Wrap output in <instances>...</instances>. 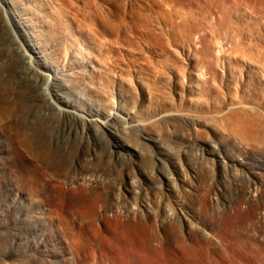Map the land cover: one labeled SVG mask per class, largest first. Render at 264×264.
<instances>
[{
    "label": "bare ground",
    "instance_id": "6f19581e",
    "mask_svg": "<svg viewBox=\"0 0 264 264\" xmlns=\"http://www.w3.org/2000/svg\"><path fill=\"white\" fill-rule=\"evenodd\" d=\"M165 1H167L169 4L170 3L174 4L175 7L176 6L180 7L182 9L183 13L179 14L176 11L177 9H174L175 12L172 13L170 8H169V11H171V12L170 13H169V11L167 12L166 8H165V6H166L165 2H163L164 4H162L159 2V0H117V1H115V0H0V16L3 20V22L5 23V25L11 27V22H14L16 28L18 27L21 31V35L18 33V38L16 37L15 41H13L10 37L11 43L14 45V47L9 45L8 48L10 50H11V48H14V53H15L14 55L18 56L17 59H18V61L20 59L22 67L24 69V71H22V72H24L23 73L24 79L27 82H29V84L31 83V85L33 87H35V89L39 92V94L41 96L40 100H41L42 105H40V106L43 107L44 111L40 112V111H38L40 108L39 109L37 108L38 110H36L37 112H35V113L37 114L38 112H40L41 115L46 118V120L50 117L51 121H52V118H54V116H57L55 118H59L58 121L62 119L63 120L62 121L63 126H62V129L60 128V131H58V132H61V130H62V133L64 134L63 139L64 138L68 139L69 136H72V135L79 136L78 138L81 137V139L79 140L82 142L81 145L83 144V142L89 141V138H92L94 140V143L98 144L100 141L103 140V138H104L103 136L111 137L112 141L108 140L110 142L108 143V146H107L109 153L111 155H113L116 159L126 160L129 164V166L133 165L132 164L133 162L131 159L132 157H138V158L143 157L144 154H143L142 148L149 150L150 148L157 146L156 148H160V150H158L159 153L157 152V154L159 156L157 158V161L160 162L161 167H162L161 169L164 170V172L162 173V174H164V176L162 178L160 176H159L160 178L157 177V178H159L157 180H159L158 181L159 182V185H158L159 188L158 189H159L160 194L166 193L168 183L172 182V180L169 177L170 175L168 174L169 170L167 167L168 164L166 163V157L169 155V153L166 151V149L162 148L163 147L162 143L160 141L154 139L150 133V127L157 120L165 118V120L169 123H175V125H178L180 127H186L188 129L195 130L199 126L202 128L208 129L207 125H205V124L202 125L199 123V118L196 116L199 113L200 114H209L212 117L218 116V118L219 117L222 118V116L224 117L225 114H227L228 112L230 113L232 111H241V113L242 112L245 113V111L253 110V113L256 112L258 115L264 114V75H263L264 72H262L261 66H260L261 65L260 63L262 61L261 56L263 54V51H262V54L260 55V51H259L258 47L257 46H256V48L254 47L255 46L254 42L252 44L253 46H250L251 43H248L249 41H246L248 39V37L245 36L243 33H241V30L243 29V23L247 22V20H246V17L244 15H241L242 13L240 12L241 9L243 8L242 6L248 8V9H251V10L253 9L254 12H255L254 9H256V8H257L256 10L259 11L258 9H260V7L263 6V8H264V0H204L202 5H201L202 0H165ZM161 2H162V0H161ZM171 5H169V6L171 7ZM217 7L219 8L220 11H218ZM180 8H179V10H180ZM172 10H173V8H172ZM251 10H250V12H251ZM114 13L115 14L117 13V15H118V13H122L126 18L127 17L131 18V20H133L132 24L135 21V23H134L135 25L132 27H131V25H129V27H131L130 30H126L125 28H123L125 25H123V27L120 28L123 23L125 24V22H122L120 27L116 26L117 28L111 26V23L108 22L109 19H107V17L114 14ZM218 13L221 16H219ZM204 14L209 15V19H204V17L202 16ZM259 16H262V15H259ZM120 17H118V20H119V18L121 20L124 19V17H122V15H120ZM256 18L257 17H255V19ZM263 18H262V20H263ZM125 20H123V21H125ZM115 21L113 22L114 24H115ZM117 23L119 24V22L116 21V25H117ZM128 23H129V21H128ZM155 23L157 25L163 26L162 28L159 26L160 31H157L158 29H155V27H156L154 25ZM255 24L258 26L256 27V31L254 32V35L251 36V38L253 37V39L255 41H257V43L260 42V43L264 44V26H263L264 23L256 22ZM15 26H14V28H15ZM3 27H4V25H3ZM10 27H9V29H10ZM143 27H145L148 31L146 32V29L144 30ZM126 28H128V27H126ZM230 30H233V31L235 30L236 32L240 30L239 35H236L237 34L236 33L235 35L232 36L233 39H235V42L234 43L232 42L233 43L232 47H229V45H227V43L224 42L226 39V37L224 38V35ZM10 32H11V30H10ZM104 36H106V38H104ZM107 37L109 38V41H111V42L108 41L109 44L106 43V40H105V39H107ZM20 38L23 39V42H20ZM228 40H229V37H228ZM5 42H6V40H5ZM7 42L9 43V41H7ZM120 42H122L124 45H127L126 49L123 48L124 50H127V48H129V51H125V52H127V55L132 56V58L138 55V57H139L138 63L140 60L141 61H143V60L147 61L148 57L150 59H151V57H156L160 60V62H162V60H163L165 63V70H164L165 72L164 71L159 72L158 69H156V65L153 66V64H155L154 60H152L151 66L155 67V69L153 67H150V66L145 67L144 64H147V63L143 64L144 67L142 65L137 66L135 64L132 67L130 65L125 64L123 62L122 58H118V59H121L119 61L123 65L124 69L121 72L115 71L113 69V67L112 68L110 67L111 66L110 64H109L110 66L107 65V63H106L107 60H105V58L108 59L107 56L109 54H112V55L114 54L112 56V58L115 55L116 56L118 55L119 57L122 56L123 49L121 50L120 47L118 48L115 45V44L120 43ZM4 45H6V44L4 43ZM25 45L27 48L25 47ZM258 45L260 46L261 44H258ZM121 47H124V46H121ZM130 48L135 50L136 53L133 51H130ZM2 51L4 52L5 49ZM10 53H12V52L10 51L7 54L12 55ZM1 56H2V54H1ZM10 57L12 58L13 56H10ZM114 58H116V57H114ZM149 58H148V61H151V60H149ZM14 59H12V60H14ZM123 59L125 60V57ZM263 59H264V57H263ZM2 60L3 59H1V57H0V62H2ZM12 60L10 62H12ZM16 63H13V64L15 65ZM150 63L151 62H149V65H150ZM262 63H264V62L262 61ZM112 64H114V63H112ZM117 65H119V64H117ZM0 66H2V65L0 64ZM120 69H121V66H120ZM4 70H3L2 74L4 73ZM234 71L237 72L236 75L233 73ZM10 74H15V73H10ZM6 75L4 76L5 78H6ZM8 76H9V72H8ZM9 77H11V80H12L13 76L10 75ZM18 80L19 79H17V81ZM8 81H9V79H8ZM22 81H21V83H22ZM232 81H234V87H235L236 94L232 95L229 98H227L228 97L227 96V97H224V99L222 98L221 100H219L221 98L220 91H219L220 86L221 87H223L225 85L228 86L232 83ZM27 82L26 83L23 82V84L27 85ZM161 85H166L169 88V90L171 91V93L173 95V96L171 95L173 97V101L176 102L177 105L181 109L184 108L188 112L194 113L196 115H194V114L192 115V114L186 113L185 111L178 110V109L174 110L173 108L176 107L174 103H173V107L170 111H167V109H162L163 107L162 108L161 107H152V104L158 100V94L160 93L159 91H158L159 93H157V87L161 86ZM25 87H26V90L27 89L29 90V88H27L28 86H25ZM22 88H20V90ZM161 88H162V86H161ZM23 89H25V88H23ZM31 89H32V87H31ZM31 89H30V91H31ZM158 89H160V87ZM169 90H165V91H169ZM222 90L224 91L223 88L221 89V91ZM18 91H19V88H18ZM170 91H169V94H171ZM38 92H36V93H38ZM18 93H20V92H18ZM31 93H33V91ZM166 94H167V92H166ZM20 96H22V95H20ZM25 96H23V97H25ZM40 96H39V98H40ZM159 96H160V94H159ZM168 98L166 99L167 101L169 100ZM203 98L210 99V100L212 99L215 102L209 101L211 103H206L207 101H205V102L202 101V100H204ZM22 99H24V98H22ZM22 99H20V101ZM33 100H34V98H33ZM8 101H9V99H8ZM15 103L19 104L18 102H15ZM159 103H161V102H159ZM36 105H37V103H36ZM26 108L27 107H25L24 109L27 111ZM22 109H23V106H22ZM32 109L33 108L30 107V110H32ZM34 109H33V112H34ZM0 111L2 112V110H0ZM3 111H5V110L3 109ZM8 111H9V109H8ZM11 111H15V110L13 109V110H10V112ZM17 111H18V109H17ZM19 112H21V110ZM22 112H23V110H22ZM5 113H6L5 115L3 113V117H6L7 111H5ZM13 113H15V112H13ZM30 113L31 112H29V114ZM232 113H234V112H232ZM14 115H12V116H14ZM19 115H17V116H19ZM37 115H35V116H37ZM41 115L39 114V118H37L38 116L36 117L35 122H38L37 119H39V121L41 122V120H42V117L40 120ZM0 116H2V114H0ZM29 116L32 117L31 115H29ZM51 116H53V117H51ZM199 116H202V115H199ZM205 116H207V115H205ZM242 116L240 117L241 119H242ZM249 116H251V115H249ZM255 116H257V115H254V118H255ZM9 117H11V116H9ZM28 117H26V120H23L24 118L23 119L21 118V123H23L22 120L27 121V119H28L30 121V119ZM243 118H244V116H243ZM259 118L260 117H258L256 119H259ZM3 119L5 120V118H3ZM7 119H9V118L6 117V120ZM246 119H247V117H246ZM262 119L263 118H261V120H258V121H262ZM4 120H3V123H4ZM9 120L10 121L12 120L11 123H10V121H7V123H10V124H7V123L6 124L10 126L14 120L12 118H10ZM15 120H17V119H15ZM19 120H20V118H19ZM238 120H240V119H238ZM51 121H49V124L52 123ZM251 121L253 122V120H251ZM258 121H256L255 124ZM40 122H38V123H40ZM43 122H44V118H43ZM0 123H2V122L0 121ZM13 123H15V122H13ZM24 123L27 124V122H24ZM244 124L245 125L241 126L240 134L237 133L236 129L234 131L236 134L239 135V138H237L236 136H233L235 138L228 137L227 140L225 139L226 143L223 144V145H225V147H227L226 145L232 146L235 150L239 151L240 153H243V156H244V154L246 155V152H247L245 150L244 146L246 145V147L248 146L247 148H250L249 145L250 146L252 145V143L250 144V142H249L250 140L248 141L249 144L245 140L251 139L249 137H253V135L255 134V133L251 134V131L254 129L253 126H246L247 124L245 122H244ZM255 124H253V125H255ZM262 124H264V122H262L261 124L257 123L256 125H259V127H260V125H262ZM7 125L2 124V126H5V127ZM15 125H17V124H15ZM30 125H31V123H30ZM34 125H36V124L33 123V126ZM233 125H234V123H233ZM248 125H250V124H248ZM44 126H45V124H44ZM115 126L116 127L119 126L121 131L120 132L117 131L118 129H115ZM7 127L5 129H7ZM10 127L12 128L13 126H10ZM53 127H54V125H53ZM226 127H228V126H226ZM237 127L239 128L238 125H237ZM249 127H251V128L253 127L252 130H250L251 128H249ZM14 128L12 129L13 133L15 132ZM17 128H19V126ZM21 128H23V127H21ZM24 128L29 129L28 127H25V126H24ZM33 128H30V129H33ZM35 128H37V127H35ZM256 128L257 129L263 128V131H264L263 126H261L260 128H258V127H256ZM256 128H255V130H253L254 132H256V130H257ZM1 129H3V128L1 127ZM19 129H17V131L18 132L20 131L19 133H21L22 129H20V130ZM10 130L11 129L9 128L8 131L10 132ZM29 130L25 131L27 136L30 135ZM41 130H42V128H41ZM113 130H115V131H113ZM226 130L228 133L229 132L228 130H230V129H226ZM27 131H28V133H27ZM34 131H36V130L34 129ZM34 131H32V133ZM18 132H15V133L19 138V135H21V134H19ZM46 132H48V131L45 130V133ZM56 132H57V130H56ZM232 132H233V129L231 131V134H232ZM262 132H260V134ZM13 133H11V134L13 135ZM23 133L24 132H22L21 136L24 135ZM42 133H43V131L42 132L40 131V134H42ZM215 133L220 134L218 129H214V134ZM223 133H224V130H223ZM263 133L261 135H263ZM11 134H9V137ZM34 134H35V132L31 135H34ZM36 134H38V133L36 132ZM59 134H57V135H59ZM236 134H233V135H236ZM45 135L46 134H44V140H45ZM17 136H14V138ZM48 136H49V134H48ZM254 136H256V135H254ZM34 137L32 136V138H34ZM259 137H261V136H259V134H258L257 138H259ZM18 138H16L17 140H15V141H18ZM257 138L252 142L255 143ZM10 139H11V137H10ZM41 139L43 140V138H40V140ZM47 139H48V137H47ZM70 139H72V138H70ZM70 139H69V141H70ZM252 139H254V138H252ZM19 140H20L19 142H21V144H23L22 142H26V141H21V139H19ZM34 140H36V139H34ZM38 140H39V138H37V141ZM40 140H39V144L42 143ZM44 140H43V143H44ZM52 140H53V138H52ZM79 141H77V142H79ZM175 141H176L177 145H181L184 147H186L187 144H189V143H193L192 138H185V137L175 138ZM243 141H245V142H243ZM259 141L263 142L264 140L260 139L257 142H259ZM6 142H8V141H6ZM11 142H14V141H11ZM47 142H49V141H47ZM53 142H55V141H53ZM57 142L59 143V139ZM262 142L259 144L261 145ZM49 143L46 144V146L44 144L45 147H43L44 148L43 150L46 149V147H47V145H49ZM194 143L196 145H204V144L198 143V141H196V140ZM244 143H246V144L244 145ZM34 144H35V142H34ZM53 144L54 143H52L51 145H53ZM66 144H65L66 148L65 149L63 148L64 152L68 148V143H66ZM74 144H77V143L74 142ZM14 145H15V143H14ZM29 145L33 147L32 143H30V141H29ZM189 145H191V144H189ZM17 146L19 147L20 145H17ZM53 146H52V148L50 147V149H54V151H55L56 148H54ZM257 146L258 145H256V147ZM32 147H30V150ZM57 147L60 148V145H58ZM69 147H71V146H69ZM80 147H77V149L76 148L75 149L78 150V152H79L78 148H80ZM83 147H85L86 151H88L87 145L83 146ZM187 147H190V146H187ZM191 147H193V145ZM212 147H214V149H215V147L218 148V145H216V146L213 145ZM12 148H13V146H12ZM20 148H21V146H20ZM38 148H40V147H38ZM38 148L36 149V147H35L36 150H38ZM197 148H198V146H197ZM41 149L42 148H40L39 150H41ZM73 149L74 148L72 147V151H74ZM205 149H207V148H205ZM17 150H18V148H17ZM34 150L33 149L31 150V151H33L34 154L37 152L39 154L41 153L39 150L36 152H34ZM216 150H214V151H216ZM49 151L50 150H47V152H49ZM54 151H50L49 154L51 152H54ZM59 151H61V149ZM100 151H102V150H100ZM47 152L45 151V154H47V156L44 155V158H41L42 160L45 159L46 157H49V158H47V161H48V159L51 158V155H48ZM95 152H97V151H95ZM38 153H37V155H39ZM66 153L63 155L61 153L60 155L66 156ZM79 153H81V152H79ZM86 153L88 154L89 152H85V155H86ZM101 153H100V155H101ZM250 153L251 152L249 151V154ZM26 154H27V152H26ZM67 154L70 155L71 152L67 153ZM74 154L72 156H74ZM83 154H84V152H83ZM226 154H228V152ZM27 155L29 157V154H27ZM37 155H36V157H37ZM55 155H56V153H55ZM77 155H75V156H77ZM100 155L98 156V160H100L99 159ZM103 155L105 156V153L102 154V157H103ZM32 156L34 157V155H32ZM61 156H58L59 159ZM78 156H80V155H78ZM90 156L91 155H89V157ZM146 156H147V154H146ZM231 156H232V154H231ZM36 157L34 158L35 160L38 159ZM53 157H55V156H52V158ZM58 157L56 156V159ZM64 157H61V158H64ZM91 157H93V156H91ZM228 157H229V155H228ZM30 158L31 157H29V159ZM52 158H51V160H49V163H47V164H46V162L44 163V161L42 162V164L44 163L42 165L43 169L45 168L46 165H47V167L51 166L49 164H52V163H50V161L53 162ZM77 158L75 157V160ZM147 158L150 159L149 156H147ZM224 158H222V159H224ZM230 158L232 160H230L229 163H227V161L225 162V161L221 160L219 162V164L225 168L229 167L232 169H235V167H239V166L240 167H248V169L251 170L250 171L251 177H248V175L246 177L245 172L243 174L245 177H243V175L237 176V179H234L232 182L233 186H232L231 190H229L228 192L220 191L218 193V196L220 198L214 197L215 195H217V193L214 189L209 188L207 190L205 189L206 190L205 192L202 191L204 193L201 197L202 199L200 198L201 204L200 203L199 204L202 205L201 209H202V207H203V209L205 208V210L209 209L214 214L213 215L211 213L213 215V218H212L213 220L208 221L207 219L204 218V216L200 217L199 235L196 234L199 236V244L196 243L195 245H193V248L191 247V245H190V247L194 253L199 254V258H200L199 260H201V261H199V263L201 262L202 264H259V262H262L264 264V161H259V162H255V163H246V162L244 163L240 158L238 159L237 156L236 157L232 156ZM32 159H30V160H32ZM64 159L68 160V158L67 159L64 158ZM71 159H73V158H71ZM85 159H83V160H85ZM87 159H89V158H87ZM87 159L85 161H87ZM148 159L146 160V158H145L146 161H150ZM202 159H203V157H202ZM39 160H40V158H39ZM42 160H40V161H42ZM75 160H74V162H75ZM95 160L97 161V159H95ZM102 160H103V158H102ZM145 160H144V162H145ZM126 161H124V162H126ZM247 161H249V160H247ZM70 162L71 161H69V163ZM72 162H71V164H72ZM23 163H24V161H23ZM54 163L55 162H53L52 167L55 168L56 166H54ZM146 163H148V162H146ZM26 164H27V162H26ZM31 164L32 163H30L28 165H31ZM63 164H66V163L63 161ZM84 164L86 165V162ZM156 164L158 165L157 162H156ZM56 165L58 167V163H56ZM61 165H62V163H61ZM67 165H65V166H67ZM81 165H82V163H81ZM215 165H216V163H215ZM40 166H41V164H40ZM93 166L94 165H92V168H93ZM122 166H124V165H122ZM59 167H58V169H59ZM63 167H64V165H63ZM82 167L84 168V166H81V170H82ZM117 167L119 168V165ZM117 167H115V168H117ZM140 167H141V165H140ZM216 167H217V165H216ZM76 168H77V166H76ZM87 168L89 169V167H87ZM143 168H144V166H143ZM55 169L57 171V168H55ZM69 169L72 170V168H70V167H69ZM117 169H116V171H117ZM228 169L225 171L226 172L229 171ZM32 170H34V169H32ZM46 170H47V168H46ZM52 170H53V168H52ZM78 170H80V169H78ZM78 170L76 169V171H78ZM238 170L240 171V169H238ZM243 170L244 169H242V172H243ZM56 171L54 173H56ZM195 171H197V170H195ZM230 171H233V170H230ZM236 171H237V168H236ZM70 172L71 171L69 170V173ZM81 172H83V171H81ZM97 172H99V171H97ZM123 172H121V173L123 174ZM147 172H146V175L149 176V178H150V176H153V174L148 175L149 172L148 173ZM41 173L44 174L43 172H39V174H41ZM73 173L76 176H77V174H81L79 172H77V174L75 172H73ZM121 173H120V175H121ZM128 173H129V171H128ZM137 173H135V174H137ZM28 174H30V173H28ZM49 174H52V173H49ZM95 174H97V173L94 172L93 175L95 176ZM128 175H130V173ZM240 175H241V173H240ZM134 177H135V180L133 179L131 181H133L135 184H137L136 183L137 182L136 177L137 178L139 177L138 174H137V176H134ZM50 178H51V175H50ZM52 178H53V176H52ZM92 178L83 177V178L78 179V181H76L77 183L75 181H72V179H71V181L73 183H76L75 187H77V188H75L76 191L73 189H70V190L75 191L74 193L72 191H69L67 188L64 189L60 186H57V187L62 188V189L58 190L59 188H56L58 190V192H56L57 190L54 192V193H57V196H58V203H56V208L61 213H65L64 211L66 209V205H68V202L70 200H72L71 199L72 197L73 198L75 197L73 195L77 192L76 193L77 196L74 198V200L75 199L77 200V197H78L79 199H81V201H79V200H77V201L82 202V200H83V202L85 204H87V208H85V209H87L86 210V212H87L86 216L84 215L85 211L83 209L81 211V209H80L81 212L84 211L83 215L85 217H87L88 215L89 216L91 215L93 217V215H94L95 218H97V221L95 220V222L94 221H92V222L97 223L98 225L90 224L92 217L90 216L91 220L87 221L88 219H90V217L88 216L89 218H86L87 220H85L84 224L86 223V221L88 223H86L84 226L80 225L81 227H78V231L76 230L78 237L79 236L80 237L86 236L84 239L87 241V243L90 244L89 246H91V248H92V249L90 248L88 250L86 248H83V246L79 247L78 245H76L78 242H76V244L73 247L74 251H72V252H74L73 256H74L76 263L78 262L80 264H82V263L93 264V262H96L95 257H94L95 255H99L100 258L110 259V261H108L110 264L114 262L113 257L110 256L108 251L111 248H113V251L111 253L114 254V250H115V252H116V250H120V249H117L119 247V243H118V247H116L117 245L114 244V243H116L114 241H112V242L106 241V244L102 243V241L98 242V240L100 239L98 237L99 234H102V235L103 234H112V233L115 234L116 232H120L122 234L124 233V235H126V234L129 235V233H131L133 230H135V231L137 230L141 233H146L147 231L151 230L153 232V234L156 235L157 240L159 239L158 243L160 245V248L157 249L158 252L156 251L158 253L156 255H158V256L154 258L155 263L156 264L157 263L162 264L163 261H165L169 255H171V251H172L171 249L172 248L170 249L169 244L167 242V239H168L167 233H169L168 231L170 230L171 227H173L172 224H175L176 221H179L180 223L179 224L176 223V224L186 225L187 227L191 226V224L193 225V223L190 221L191 219L189 220L185 216V214H184L185 212H182L184 215L180 214L178 216V218H176V216L179 213L178 214L175 213V214H177L176 216H175V214L173 215V213H172L171 217H168V216H170L168 213V211H169L168 210L167 211L168 216L166 214V219H164V221L162 219H160V221L157 220L158 217L155 215V213L157 211L155 210L156 211L155 212L153 210L154 208H153L152 204H151L152 207L150 206V204L148 203L149 201L145 202V204H143L144 206L142 208H141V206L136 207V204H134L135 207L130 206L131 209L128 211L127 210L125 211V209L123 211H118V210H122V208L117 209L116 211H112L111 214L109 211H106V212H109V215L106 216V212L104 211L105 212V215H104L103 210L101 211V209L103 207L101 206L102 207L101 208L98 206V208H96L97 204H95V201L93 200V198H91L92 195H93L92 197H94V196L96 197L97 196L96 193L100 190L99 182L97 180H95V178L94 179H92ZM154 178H155V174H154ZM57 179L59 180V178H57ZM74 179L75 178H73V180ZM199 179H200V177H199ZM123 180H124V178H123ZM151 180L153 181V179H151ZM102 181H104V178ZM63 182H64V180H62V183ZM140 182H141V180H140ZM180 182L182 184H185V180H183V179L180 180ZM154 184H156V182H154ZM199 184H200V181H199ZM24 185L26 186V184H24ZM50 185H52V184H50ZM71 185L74 186L73 184H70V186ZM175 185H177V183H175ZM61 186H63V185H61ZM125 186H126V184H125ZM190 186H192V185H190ZM9 187H10V185H9ZM179 187L181 188V186H179ZM54 188H55V183H54ZM121 188H123V187H121ZM126 188L130 191H134V192L137 191L132 182H131V184L128 183ZM193 189L195 190V188H193ZM146 190H148V189H146ZM138 191H139V189H138ZM148 191H146L147 194H148ZM187 191H188V189H187ZM31 192H32V190H31ZM176 192H178V191L176 190ZM54 193H53V195H54ZM140 193H142V192H140ZM160 194H159V196H161ZM193 194H194V192H193ZM201 194H199V195H201ZM136 195H137V193H136ZM154 195L157 196L158 192H157V195L155 193H154ZM178 195H180V193ZM192 195L190 194V196H192ZM125 196H126V194H125ZM148 196H149V194H148ZM115 197H117V196H115ZM118 197H120V196H118ZM122 197L124 198V196H121L120 199ZM127 197L128 196L125 197L126 200H127ZM136 197H138V196H136ZM158 197H156V198H158ZM146 198H149V197H146ZM161 198L163 199L164 197H161ZM55 199H57V198H55ZM135 199H133V200H135ZM140 199H139V201H140ZM150 200H151V197H150ZM50 201L53 202L54 200L50 199L49 202ZM92 201H94V202L92 203ZM139 201H137L138 204H139ZM158 201H159V199H158ZM181 201H183V200H181ZM71 202L74 203V205L72 203V207L76 206L75 203L79 204V202H74V201H71ZM135 202H136V200H135ZM141 202H142V200H141ZM82 203H81V206L79 205L80 207H82ZM84 203H83V207H86V206H84L85 205ZM150 203H151V201H150ZM188 203L189 202L187 201L186 204H188ZM99 204H100V202H99ZM199 204H198V206H199ZM68 206H70V202H69ZM118 206H120V205H118ZM184 206H185V203H184ZM154 207L156 208L155 205H154ZM99 208H100L101 214H99L97 212V210ZM21 209H23V203L16 201V202H14V204H11L7 208L6 214L11 213V212H15V214H16V213H19L21 211ZM76 209L78 211L79 208H76ZM110 209H112V208H110ZM174 209H172V210L177 211L176 208H174ZM183 209H184V207H183ZM203 209L201 210L202 212H203ZM71 210H73V209H71ZM200 210H199V213H200ZM205 210H204V212H207V210L206 211ZM49 212H50V210H49ZM169 212H171V211H169ZM68 213H69V211H68ZM6 214H4V215L6 216ZM102 214H103V216H102ZM157 215H158V213H157ZM207 215H208V213H207ZM240 215H244V216L248 217L250 220L252 219L253 221H255L257 223V225H256L253 222H251V224L253 223L254 226L255 225L256 226L248 229V236L245 239V242L242 244L239 243L234 238H232L231 234L227 230L226 226L223 225L229 219L238 221V219L240 218ZM2 216H3V213H0V218ZM11 216H13V215H11ZM174 216H175V218H174ZM206 218H209V217H206ZM58 219H60V218H58ZM61 219H65V218H61ZM80 219H81V217H80ZM17 221H22V219L21 218L15 219V223H17ZM24 221H26V220H24ZM29 221L30 220H27V222H29ZM6 223H8V222L4 221L3 224L7 225ZM2 226H4V225H2ZM182 227L183 226H181V228ZM194 227L195 226H193V228ZM15 229H17V228H15ZM71 230L69 228L70 232H71ZM87 231H89V232L91 231V233L93 234V237H92L91 233H90V235H91V237H90V235H88L89 232L87 233ZM102 235L100 236L101 238H102ZM74 236H76V235L74 234ZM97 238H99V239L97 240ZM11 239L13 240V238H11ZM11 239L8 240V242H10ZM80 240L84 241L82 238ZM81 241H80V243H81V245H83L84 242H81ZM68 244H69V242H68ZM191 244H192V242H191ZM108 246H110V249L107 251ZM70 248H72V247H70ZM37 251H39V248ZM178 253H180V252H178ZM32 255H33V253H32ZM178 255H180V254H178ZM183 256H186V255H183ZM187 256L189 257V255H187ZM111 258H112V260H111ZM138 259L135 262L138 264H142V262H141L142 260L141 259L138 260ZM186 260H187L186 263L191 264V262H190L191 258L186 259ZM183 261H185V260H183ZM19 262H20V260H19ZM42 262L43 261H41V263ZM8 264H10V263H8Z\"/></svg>",
    "mask_w": 264,
    "mask_h": 264
},
{
    "label": "rangeland",
    "instance_id": "374dc122",
    "mask_svg": "<svg viewBox=\"0 0 264 264\" xmlns=\"http://www.w3.org/2000/svg\"><path fill=\"white\" fill-rule=\"evenodd\" d=\"M115 1H117V0H115ZM203 1L204 0H202L201 1V5L203 4ZM159 2L160 3H162V4H164L163 2H165V8H166V11L168 12L169 11V8H170V10L172 11V13L173 12H175V10L174 9H177L176 11L179 13V14H182L183 13V11H182V9L180 8V7H178V6H176L175 7V5L174 4H172V3H168L167 1H165V0H162V2H161V0H159ZM171 5V7L173 8V10H172V8L169 6V5ZM178 7V8H177ZM243 7V8H242ZM241 8V15H244L245 17H246V20H247V22H245V23H243V29L241 30V33H243L245 36H247L248 37V39L246 40V41H249L248 43H251L250 44V46H253L252 44H253V42H254V47L256 48V46L258 47V49H259V51H260V55L262 54V51H263V54H262V56L264 57V44L263 43H260V42H258L257 43V41H255L254 39H253V37L251 38V36L252 35H254V32L256 31V27L258 26V25H256L255 23L256 22H260V23H264V8H263V6L262 7H260V9H258L259 11H257L256 9H254L255 10V12L253 11V9L251 10V9H248V8H246V7H244V6H242ZM179 8H180V10H179ZM218 8V7H217ZM259 8V7H258ZM168 9V10H167ZM180 12H179V11ZM249 10V11H248ZM250 10H251V12H250ZM171 11H169V13L171 12ZM218 11H220L219 10V8H218ZM248 12V13H247ZM122 15V17H124V19L123 20H125V21H123V20H121L120 18V15ZM254 14V15H253ZM256 14V15H255ZM117 15V13L115 14H112V15H110V16H108L107 17V19H109L108 20V22H110L111 23V26H113V27H115V28H117L118 26L120 27V25L122 24V22H125V24L123 23L122 25H121V27L120 28H122L123 27V25H125L123 28H125L126 30H130V28L132 27V26H134L135 24V21L133 22V24H132V21L133 20H131V18H129V17H125L122 13H118V17H120L119 18V20H118V17L116 16ZM218 15L219 16H221L219 13H218ZM240 15V16H241ZM259 15H262V16H259ZM203 17H204V19H209V15H207V14H204V15H202ZM208 16V17H207ZM10 17V16H9ZM113 17V18H112ZM156 17V16H155ZM255 17H257L256 19H255ZM261 17V18H260ZM129 18V19H128ZM260 18V19H259ZM262 18H263V20H262ZM116 20L117 22H119V24L117 23V25H116V21H115V24L113 23L114 21ZM131 20V21H130ZM128 21H129V23H128ZM255 21V22H254ZM121 22V23H120ZM254 22V23H253ZM131 23V24H130ZM253 24V25H252ZM3 25H4V27H3ZM9 25V24H8ZM129 25H131V27H129ZM156 27H155V29H158L157 31H160L159 29H160V27L162 28L163 26H161V25H157L156 23L154 24ZM14 26H15V23L14 22H11V27L10 26H6L5 25V23L3 22V20H2V18H1V16H0V57H1V59H5L4 61L2 60V62H0V64L2 65V66H0V69L2 70H0L1 72H0V110H2V112L0 113V114H2V116H0V121L2 122V123H0V213H3V216L0 218V263L2 264H8V263H10V264H80V263H76V261H75V259H74V252H72V251H74L73 249V247H74V245L76 244V242H78L76 245H78L79 247H82L83 246V248H86V249H90L91 248V246H89L90 244L89 243H87V241L84 239L85 237L84 236H82V237H78V234L76 233L77 231H78V227H81V226H84L86 223H88L87 221H89V220H91V217H90V219H86V218H89L88 216L87 217H85L86 216V214H87V212H86V210L87 209H85V208H87V204H85L84 202H83V200H82V202L85 204L84 206H86V207H83V203L82 202H79V201H81V199H79L78 197H77V200H79V201H77L76 199L74 200V198L77 196V192L73 195V196H75L74 198L72 197L71 199L72 200H70L69 202H70V206H68L69 205V202H68V205H66V209H65V213H61L60 211H58L57 210V208H56V203H58V196H57V193H54L57 189L56 188H59V187H57V186H60V187H62V188H64V189H68L69 191H72L73 193L76 191V189L75 188H77V187H75L76 186V181H78V179H80V178H83V177H88V178H92L94 175V172H96L97 174H95V176L92 178V179H94L95 178V180H97L98 182H99V184H100V190L96 193V195L98 196H94V197H92L91 196V198H93V200L95 201V204H97L96 206V208H98V206L99 207H101L102 209H101V211L103 210V213H104V215H105V212L106 211H109L110 212V214H111V212L112 211H116L117 209H121L122 208V210H118V211H123L124 209H125V211L127 210H130L131 209V207L130 206H134L135 207V205L134 204H136V207H140L141 206V208L144 206L143 204H145V202H148L149 204H150V206H151V204H152V206H153V210L156 212L155 213V215L159 218H157V220H159L160 221V219H162L163 221H164V219H166V214H167V216H168V213H169V215L170 216H168V217H171V215H172V213H173V215L175 214V213H179L178 215L177 214H175V216H176V218H178V216L180 215V214H183L182 212H185L184 214H185V216L193 223V225L191 224V226H189V227H187L186 225H178L180 222L179 221H176L175 222V224H172L173 225V227H171L170 228V230L168 231L169 233H167V242H168V244H169V247H170V249L172 250L171 251V255H169L168 256V258H166V260L165 261H163V263L162 264H189V263H186V259H189V258H191V260H190V262H191V264H202L201 262L199 263V261H201V260H199L200 258H199V254H196V253H194L192 250H191V247L193 248V245H195L196 243L197 244H199V223H200V217L201 216H204V218L205 219H207L208 221L209 220H213L212 218H213V213L209 210V209H206L207 210V212H204V210H205V208L203 209V207H202V209H203V212L201 211L202 209H201V206L202 205H200L201 204V202H200V200L202 199L201 197H202V195H203V193L207 190V189H209V188H211V189H214L215 191H216V193H217V195H215L214 197H216V198H220L219 196H218V193L220 192V191H225V192H228L229 190H231L232 189V186H233V184H232V182H233V180L234 179H237V176H242L243 174H244V172L246 173L245 175H246V177H247V175H248V177H251V173H250V171L251 170H249L248 169V167H235V169H232V168H225V167H223L222 165H220L219 164V162L222 160V161H227V163H229L230 162V160H232L230 157H232V156H237V158L239 159H241L244 163L246 162V163H255V162H259V161H264V141L262 142V141H259V142H257L258 140H260V139H262V140H264V131H263V128H260L261 126H263L264 127V124H262V125H260V127H259V125H256L257 123L259 124H261L262 122H264V114H262V115H258L256 112H254L253 113V110H248V111H245V113L244 112H242L241 113V111H232V112H234V113H232V112H228L227 114H225L224 115V117L222 116V118L221 117H219L218 118V116H216V117H212V116H210L209 114H198V115H196V114H194V113H191V112H188L187 110H185L184 108H180L178 105H177V103L176 102H174L173 101V95H172V93H171V91L169 90V88L166 86V85H161L162 86V88H161V86H158L157 87V93H159L160 94V96H159V94H158V100L157 101H155L153 104H152V107H163L162 109H167V111H170L171 109H172V107H173V103L175 104V106L176 107H174L173 109L174 110H182V111H185L186 113H189V114H194V115H196L198 118H199V123L200 124H202V125H207V127H208V129H206V128H202V127H197L195 130H191V129H188V128H186V127H180V126H178V125H175V123H169V122H167L166 120H165V118H163V119H159V120H157L151 127H150V133H151V135H152V137L154 138V139H156V140H158V141H160L161 143H162V148L163 149H166V151L169 153V155L166 157V163L169 165H167V167H168V174L170 175L169 177L171 178V180H172V182H170V183H168V187H167V191H166V195L165 194H160V192H159V187H158V185H159V180H157V179H159L160 177L162 178L163 176H164V174H162L163 172H164V170H162L161 168V164H160V162H158L157 161V158L159 157L158 156V154H157V152H158V150H160V148H156V147H152V148H150L149 150L148 149H144V148H142L143 150V157H141V158H138V157H132L131 159H132V164L133 165H130L129 166V164H128V162L126 161V160H119V159H116L113 155H111L110 153H109V151H108V149H107V146H108V143L110 142V141H112V138L111 137H109V136H103L104 138H103V140L102 141H100L98 144H96V143H94V140L92 139V138H89V141H86V142H83V144L81 145V141H79L80 139H81V137L80 138H78L79 136H74V135H72V136H69V138L68 139H63V133H62V130H61V132H58V131H60V128L62 129V126H63V120L61 119V120H59L58 121V119L59 118H55V117H57V116H54V118H52V121H51V118L49 119H47L46 120V118L45 117H43L42 115H41V113L40 112H43L44 110H43V107H41L40 105H42V103H41V96H40V94H39V92L35 89V87H33L32 85H31V83L29 84V82H27L25 79H24V72H22V71H24V69H23V67H22V64H21V61H20V59H19V61H18V56L16 55H14L15 53H14V48H11V50L8 48L9 47V45L10 46H13L14 47V45L11 43V40H10V37H11V39L13 40V41H15V39H16V37L18 38V33L21 35V31H20V29L17 27L16 28V26H15V28H14ZM117 26V27H116ZM160 26V27H159ZM263 26H264V24H263ZM6 27V28H5ZM9 27H10V29H9ZM126 27H128V28H126ZM255 27V28H254ZM143 29L145 30L146 28L145 27H143ZM142 29V30H143ZM154 29V30H155ZM164 29V28H163ZM248 29V30H247ZM251 29V30H250ZM10 30H11V32H10ZM148 30L146 29V32H147ZM230 34H229V33ZM225 35H224V38L226 37V39H225V43H227V45H229V47H232L233 46V43L235 42V39H233V35H235L236 33V35H239V33H240V30L239 31H233V30H230V31H228ZM233 34H232V33ZM249 33V34H248ZM229 35V36H228ZM229 37V40H228V37ZM9 37V38H8ZM104 38H106V36H104ZM108 39V40H107ZM107 39H105L106 40V43H108L109 44V42H111V41H109V38L107 37ZM5 40H6V42H5ZM104 40V41H105ZM227 40V41H226ZM232 40V41H231ZM4 41V42H3ZM7 41H9V43L7 42ZM109 41V42H108ZM20 42H23V39H21L20 38ZM233 42V43H232ZM4 43L6 44V45H4ZM16 43V42H15ZM232 43V44H231ZM257 45H256V44ZM12 44V45H11ZM121 44V45H120ZM258 44H261L260 46L258 45ZM116 45V47H120V49L122 50L123 48H125L126 49V47H127V45H124L122 42H120V43H117V44H115ZM263 45V46H262ZM2 46V47H1ZM121 46H124V47H121ZM5 47V48H4ZM25 47H26V45H25ZM253 47V48H254ZM3 48V49H2ZM9 50H8V49ZM27 48V47H26ZM252 48V47H251ZM263 48V49H262ZM5 49V51L3 52L2 50H4ZM8 50V51H7ZM13 50V51H12ZM12 52V53H10V54H12V55H9V54H7L8 52ZM125 51H129V48H127V50H124L123 49V51H122V56L121 57H119L118 55L116 56H114V57H116V58H112V56L114 55H112V54H109L107 57H108V59L107 58H105V60H107V65L108 66H110L111 68L113 67V69L115 70V71H118V72H121L123 69H124V67H123V65L121 64V62L119 61V60H121V59H118V58H122V60H123V62L125 63V64H127V65H130V66H132L133 67V65L135 64V65H142L143 67H144V65H145V67H148V66H150V67H153V66H155L156 65V69H158V71L159 72H163L164 70H165V63H164V61L162 60V62H160V60L158 59V58H156V57H151V59L149 58V60H151V61H148V58H147V61L146 60H143V61H139V63H138V55L137 56H135V57H133L132 58V56H129V55H127V52H125ZM130 51H133V52H135L136 53V51L135 50H133L132 48H130ZM1 54H2V56H1ZM7 55V56H6ZM10 56H13L12 58L10 57ZM15 56V57H14ZM111 56V57H110ZM261 56V59H262V61L264 62V59H263V57ZM5 57V58H4ZM9 57V58H8ZM125 57V60L123 59ZM15 58V59H14ZM9 59V60H8ZM12 59H14V60H12ZM118 59V60H117ZM12 60V62H10ZM18 62H17V61ZM111 60V61H110ZM152 60H154L155 61V64H153V66H151L152 65ZM262 61H261V70H262V72H264V63H262ZM4 62V63H3ZM17 62V63H16ZM149 62H151L150 63V65H149ZM13 63H16L15 65L13 64ZM112 63H114V64H112ZM144 63H147V64H144ZM110 64V65H109ZM116 64V65H115ZM117 64H119L120 66H121V69H120V66L119 65H117ZM144 64V65H143ZM158 64V65H157ZM147 65V66H146ZM13 66V67H12ZM15 66V67H14ZM118 66V67H117ZM163 66V67H162ZM9 67V68H8ZM118 69H117V68ZM6 68V69H5ZM16 68V69H15ZM154 69H155V67H153ZM5 69V70H4ZM13 69V70H12ZM3 70H4V75L2 74V72H3ZM17 70V71H16ZM120 70V71H119ZM157 71V70H156ZM8 72H9V76L11 75V76H13L12 77V80H11V77H9L8 76ZM165 72V71H164ZM10 73H15V74H10ZM22 73V74H21ZM235 75H236V71H234L233 72ZM7 74V75H6ZM6 75V78L4 77ZM23 75V76H22ZM52 75V74H51ZM264 75V74H263ZM19 77V78H18ZM9 79V81H8V79ZM23 78V79H22ZM7 79V80H6ZM17 79H19L18 81H17ZM23 80V81H22ZM12 81V82H11ZM20 81V82H19ZM21 81H22V83H21ZM23 82L24 83H26L27 82V85L25 84H23ZM11 84V85H10ZM20 86V87H19ZM25 86H28L27 88H29V90L27 89L26 90V87ZM47 86V85H46ZM25 88V89H23V88ZM31 87H32V89H31ZM160 87V89H158ZM165 89H164V88ZM219 87V86H218ZM18 88H19V91H18ZM20 88H22L21 90H20ZM224 89V91L226 92H224L223 90L221 91V89ZM30 89H31V91H30ZM162 89V90H161ZM35 90V91H34ZM161 90V91H160ZM165 90H169L170 91V93L171 94H169V91H165ZM13 91V92H12ZM23 91V92H22ZM28 93H26V92ZM33 91V93H31ZM159 91V92H158ZM220 96H221V98L219 99V100H221L222 98L224 99V97H227V98H229V97H231L232 95H235L236 94V91H235V87H234V81H232V83L230 84V85H228V86H223V87H221L220 86ZM18 92H20V93H18ZM36 92H38V93H36ZM166 92H167V94H166ZM223 92V93H222ZM230 92V93H229ZM27 95H26V94ZM36 93V94H35ZM225 93V94H224ZM26 96H25V95ZM34 94V95H33ZM39 94V95H38ZM162 94V95H161ZM20 95H22V96H20ZM30 95V96H29ZM165 95V96H164ZM172 95V96H171ZM239 95V94H238ZM20 96V97H19ZM23 96H25V97H23ZM39 96H40V98H39ZM164 96V97H163ZM169 98H168V97ZM24 98V99H22V98ZM28 97V98H27ZM30 97V98H29ZM39 99H37V98ZM13 98V99H12ZM22 99L21 101H20V99ZM33 98H34V100H33ZM169 99L168 101L166 100V99ZM6 99V100H5ZM8 99H9V101H8ZM204 100H202L203 102H205V101H207L206 103H211V102H215L214 100H210V99H206V98H203ZM206 99V100H205ZM16 100V101H15ZM26 100V101H25ZM31 100V101H30ZM36 100V101H35ZM163 100V101H162ZM166 100V101H165ZM30 101V102H29ZM35 101V102H34ZM171 101V102H170ZM173 101V102H172ZM209 101H211V102H209ZM15 102H18L19 104H17V103H15ZM21 102V103H20ZM32 102V103H31ZM159 102H161V103H159ZM165 102V103H164ZM8 103V104H7ZM23 103V104H22ZM36 103H37V105H36ZM170 103V104H169ZM8 105V106H7ZM19 105V106H18ZM27 105V106H26ZM31 105V106H30ZM36 105V106H35ZM12 106V107H11ZM22 106H23V109H22ZM40 106V107H39ZM21 107V108H20ZM25 107H27L26 109H27V111L24 109ZM30 107L31 108H35L34 109V112H33V109L32 110H30ZM39 110H38V109ZM3 109L5 110V111H7V115H6V117L7 118H12L14 121L13 122H15V123H13L12 122V124L10 125V126H13L12 128L9 126V125H7V124H10L11 123V121L9 120V119H7L6 120V117H3V113H4V115L6 114L5 113V111H3ZM8 109H9V111H8ZM15 110V111H11L10 112V110ZM17 109H18V111H17ZM21 110V112H19ZM22 110H23V112H22ZM29 110V111H28ZM36 110H38V111H40V112H38L37 114L35 113V112H37ZM17 111V112H16ZM26 111V112H25ZM11 114H10V113ZM13 112H15V113H13ZM19 112V113H18ZM25 112V113H24ZM29 112H31L30 114H29ZM10 115H9V114ZM17 113V114H16ZM24 113V114H23ZM27 113V114H26ZM35 113V114H34ZM15 114V115H14ZM20 114V115H19ZM22 114V115H21ZM39 114L41 115L40 116V120H41V117H42V120H41V122L39 121V119H37L38 120V122H40V123H38V122H35L36 121V117L37 118H39ZM235 114V115H234ZM237 114V115H236ZM239 114V115H238ZM246 114V115H245ZM12 115H14V116H12ZM17 115H19V116H17ZM29 115H31L32 117H30ZM35 115H37V116H35ZM199 115H202V116H199ZM205 115H207V116H205ZM244 116V118H243V116ZM249 115H253L252 117L251 116H249ZM254 115H257V116H255V118H254ZM9 116H11V117H9ZM16 116V117H15ZM29 116V117H28ZM35 116V117H34ZM242 116V119L240 118ZM249 116V117H248ZM26 117H28L29 119H30V121L27 119V121H23V120H26ZM51 117H53V116H51ZM232 117V118H231ZM238 117V118H237ZM246 117H247V119H246ZM258 117H260L259 119H256V118H258ZM3 118H5V120L3 119ZM19 118H20V120H19ZM21 118L23 119L22 120V122L23 123H21ZM43 118H44V122H43ZM226 118V119H225ZM228 118V119H227ZM261 118H263L262 119V121H258V120H261ZM15 119H17V120H15ZM32 119V120H31ZM226 121H224V120ZM234 119V120H233ZM238 119H240V120H238ZM256 119V120H255ZM3 120H4V123H3ZM55 120V121H54ZM223 120V121H222ZM229 120V121H228ZM251 120H253V122L251 121ZM255 120V121H254ZM7 121H10V123H7ZM17 121V122H16ZM46 121V122H45ZM49 121H51L52 123H50L49 124ZM231 121V122H230ZM241 121V122H240ZM251 121V122H250ZM256 121H258L256 124H255V122ZM19 122V123H18ZM24 122H27V124L26 123H24ZM34 124H36V125H34L35 127H39L38 129L37 128H35L34 126H33V123ZM55 124H54V123ZM62 122V123H61ZM229 122V123H228ZM236 122V123H235ZM240 122V123H239ZM244 122L247 124L246 126H253L254 127V129L253 130H255V128L256 127H258V128H260V129H257L256 130V132L259 130H261L260 132H262L263 133V135H261L260 134V132L258 131L257 133L256 132H254L253 130H252V128L251 127H249V128H251L250 130H252L251 131V134H253V133H255L254 135H256V136H254L253 135V137H249V138H254V139H248V140H245V141H249L250 142V144L252 143V145L250 146L249 145V147L250 148H247L246 147V143H244V148H245V150L248 152H246V155L244 154V156H243V153H240L239 151H237V150H235L232 146H229V145H226L227 147H225V145H223V144H225L226 143V140H227V138L228 137H232V138H235V137H233V136H236L237 138H239V135L238 134H236L234 131H235V129H236V131H237V133H239L240 134V129H241V126H243V125H245L244 124ZM7 123V124H6ZM30 123H31V125H30ZM48 123V124H47ZM232 125H231V124ZM233 123H234V125H233ZM2 124H5V125H7L6 127H7V129H5L6 127L5 126H2ZM15 124H17V125H15ZM20 124V125H19ZM30 126H29V125ZM44 124H45V126H44ZM228 124V125H227ZM248 124H250V125H248ZM253 124H255V125H253ZM28 125V126H27ZM38 125V126H37ZM53 125H54V127H53ZM59 127H57V126ZM237 125L239 126V128L237 127ZM19 126V128L20 129H22L21 130V133H19L18 131H17V129H19V128H17V127ZM24 126L25 127H28L29 129L30 128H33V129H27V128H24ZM43 126V127H42ZM226 126H228V127H226ZM232 128H231V127ZM234 126V127H233ZM236 126V127H235ZM1 127L3 128V129H1ZM15 127V128H14ZM21 127H23V128H21ZM56 127V128H55ZM119 126H115V129H118L117 131H121L120 130V127L118 128ZM9 128L11 129L10 130V132L8 131L9 130ZM14 128V131L15 132H18L19 134H21L22 135V132H24L23 134V136H21V135H19V138H18V136L16 135V133L14 132L13 133V131H12V129ZM17 128V129H16ZM41 128H42V130H41ZM46 128V129H45ZM238 128V129H237ZM5 129V130H4ZM16 129V130H15ZM19 129V130H20ZM34 129L36 130V131H34ZM47 130L48 132H46L45 133V130ZM212 129V130H211ZM214 129H218L219 130V132H220V134H214ZM226 129H230L231 131H232V129H233V132H232V134H231V131L230 130H228L229 132L227 133V130ZM8 132H7V131ZM26 130H29V132H30V135H28L27 136V134H26ZM56 130H57V132H56ZM223 130H224V133H223ZM32 131H34L35 132V134L34 135H31V134H33L32 133ZM39 131V132H38ZM40 131L42 132L43 131V135L42 134H40ZM113 131H115V130H113ZM36 132L38 133V134H36ZM118 132V133H119ZM11 133H13V135L11 134ZM27 133H28V131H27ZM51 133V134H50ZM60 133V134H59ZM226 133V134H225ZM9 134H11L10 135V137H11V139H10V137H9ZM44 134H46L45 135V140H44ZM48 134H49V136L51 137H49L48 136ZM57 134H59V135H57ZM120 134V133H119ZM233 134H236V135H233ZM258 134H259V136H261V137H259V138H257L258 137ZM38 137H37V136ZM223 135V136H222ZM3 136V137H2ZM14 136H17V137H15L14 138ZM32 136L34 137V138H32ZM41 136V137H40ZM43 136V137H42ZM59 138H58V137ZM251 136V135H250ZM6 137V138H5ZM8 137V138H7ZM25 137V138H24ZM47 137H48V139H47ZM57 137V138H56ZM76 137V138H75ZM178 137H185V138H192L193 139V143H189V144H191V145H189V144H187V146H190V147H187L186 145V147H184V146H181V145H177L176 144V141H175V138H178ZM3 138V139H2ZM16 138H18V141H15V140H17ZM37 138H39V140H40V138H43V140H44V143H43V140L41 139L40 141L43 143H41V144H39V140L37 141ZM52 138H53V140H52ZM70 138H72V139H70ZM74 138V139H73ZM257 138V140H256V142L255 143H253L252 141H254L255 139ZM7 139V140H6ZM19 139H21V141H26V142H22L23 144H21V142H19L20 140ZM30 139V140H29ZM34 139H36V140H34ZM47 139V140H46ZM50 139V140H49ZM56 139V140H55ZM58 139H59V143L57 142L58 141ZM69 139H70V141H69ZM226 139V140H225ZM4 140V141H3ZM52 140V141H51ZM62 140V141H61ZM65 140V141H64ZM72 140V141H71ZM108 140H110V141H108ZM195 140L196 141H198V143H201V144H204V145H196L194 142H195ZM225 140V141H224ZM6 141H8V142H6ZM11 141H14V142H11ZM29 141H30V143H32V145H33V147L35 146L36 147V149L38 148V147H40V148H42L41 150H39L40 148H38V150L41 152L39 155H37V153H33V151H31L32 149L34 150L35 149V147L33 148L32 146H30L29 145ZM32 141V142H31ZM47 141H49V142H47ZM53 141H55V142H53ZM77 141H79V142H77ZM245 141H243V142H245ZM5 142V143H4ZM10 142V143H9ZM34 142H35V144H34ZM71 142V143H70ZM74 142L75 143H77V144H74ZM88 142V143H87ZM105 142V143H104ZM249 142H248V144H249ZM262 142V146L259 144V143H261ZM14 143H15V145H14ZM17 143V144H16ZM19 143V144H18ZM49 143V145H47V147H46V149L45 150H43L44 148L43 147H45L46 146V144H48ZM52 143H54L53 145H51ZM57 143V144H56ZM64 145H63V144ZM66 143H68V148L70 149H66L65 150V152H64V149L66 148ZM80 143V144H79ZM8 144V145H7ZM37 144V145H36ZM44 144H45V146H44ZM62 144V145H61ZM66 144V145H65ZM107 144V145H106ZM247 144V145H248ZM11 145V146H10ZM17 145H20L21 146V148H20V146L18 147ZM58 145H60V148L59 147H57ZM77 145V146H76ZM81 147H80V146ZM87 145V150L88 151H86V149H85V147H83V146H86ZM193 145V147H191ZM195 145V146H194ZM213 145H218V148H216L215 147V149H214V147H212ZM256 145H258L257 147H256ZM12 146H13V148H12ZM42 146V147H41ZM52 146L54 147V148H56L55 149V151H54V149H50V147L52 148ZM62 146V147H61ZM65 146V147H64ZM69 146H71V147H69ZM106 146V147H105ZM197 146H198V148H197ZM206 146V147H205ZM211 146V147H210ZM30 147H32L31 148V150H30ZM72 147L74 148L73 150L74 151H72ZM77 147H80V148H78L79 149V152H81V153H79L78 152V150H76L77 149ZM95 147V148H94ZM99 147V148H98ZM9 148V149H8ZM17 148H18V150H17ZM58 148V149H57ZM64 148V149H63ZM76 148V149H75ZM103 148V149H102ZM106 148V149H105ZM205 148H207V149H205ZM221 148V149H220ZM233 148V149H232ZM34 150V152H36V151H38V150ZM61 149V151H59ZM97 149V150H96ZM217 149V150H216ZM221 151H220V150ZM24 150V151H23ZM47 150H50V151H54V152H51L50 154H49V152H47ZM100 150H102V151H100ZM145 150V151H144ZM214 150H216V151H214ZM232 150V151H231ZM18 151V152H17ZM20 151V152H19ZM44 151V152H43ZM45 151L48 153V155H51V158H52V156H55V157H53L52 158V160H53V162H55L54 163V166H56L55 168H57V171H56V169L54 168V167H52V165H53V162L52 161H50V163H52V164H49V165H51V166H48L47 167V163H49V160H51V158L50 159H48V161H47V158H49V157H46L45 159H41V158H44V155L45 156H47V154H45ZM58 153H57V152ZM95 151H97V152H95ZM104 151V152H103ZM234 151V152H233ZM249 151L251 152L250 154H249ZM26 152H27V154H29V157H31L30 159H32V160H30L29 159V157H28V155L26 154ZM62 153V155L63 154H65L66 152L67 153H70L71 152V154L69 155V154H67L66 153V156L64 157V156H61L60 154ZM79 154H78V153ZM83 152H84V154H83ZM85 152H89L88 154L86 153V155H85ZM91 152V153H90ZM97 154H95V153ZM99 152V153H98ZM102 152V153H101ZM187 152V153H186ZM228 152V154H226ZM8 153V154H7ZM15 153V154H14ZM33 153V154H32ZM55 153H56V155H55ZM74 154V156H72L73 154ZM100 153H101V155H100ZM105 153V156L103 155V157H102V154H104ZM159 153V152H158ZM214 153V154H213ZM218 153V154H217ZM236 153V154H235ZM240 153V154H239ZM54 154V155H53ZM58 154V155H57ZM80 155V156H78V155ZM100 155V157H99V159L100 160H98V156ZM146 154H147V156H149V158L150 159H148L147 158V156H146ZM149 154V155H148ZM186 154V155H185ZM211 154V155H210ZM231 154H232V156H231ZM242 154V155H241ZM22 155V156H21ZM32 155H34V157L32 156ZM36 155H37V157H36ZM70 157H69V156ZM75 155H77V156H75ZM88 155V156H87ZM89 155H91V156H93V157H89ZM228 155H229V157H228ZM249 157H248V156ZM27 156V157H26ZM39 156V157H38ZM41 156V157H40ZM43 156V157H42ZM56 156L58 157V156H61V157H64V158H68V160L69 161H73L72 162V164H71V162L69 163V161L68 160H65L64 158H61L60 157V159H59V157L56 159ZM68 156V157H67ZM72 156V157H71ZM86 156V157H85ZM97 156V157H96ZM108 156V157H107ZM146 156V157H145ZM181 156V157H180ZM220 156V157H219ZM223 156V157H222ZM252 156V157H251ZM4 157V158H3ZM38 158V159H34V158ZM75 157L77 158L76 160H75ZM84 157V158H83ZM111 157V158H110ZM202 157H203V159H202ZM225 157V158H224ZM27 158V159H26ZM39 158H40V160H42V161H40L39 160ZM71 158H73V159H71ZM87 158H89V159H87V161H85ZM102 158H103V160H102ZM110 158V159H109ZM145 158H146V160L148 159V160H150V161H146L145 160ZM155 158V159H154ZM222 158H224V159H222ZM230 158V159H229ZM56 159V160H55ZM66 163V164H63V161ZM83 159H85V160H83ZM93 159V160H92ZM95 159H97V161L95 160ZM145 160V162H144V160ZM216 159V160H215ZM226 159V160H225ZM24 161V163H23V161ZM74 160H75V162H74ZM89 160V161H88ZM219 160V161H218ZM247 160H249V161H247ZM19 161V162H18ZM33 161V162H32ZM44 161V163L46 162V166H45V168L43 169V164H42V162ZM86 162V165L84 164L85 162ZM124 161H126V162H124ZM216 161V162H215ZM252 161V162H251ZM26 162H27V164H26ZM38 162V163H37ZM41 162V163H40ZM80 162V163H79ZM91 162V163H90ZM96 162V163H95ZM146 162H148V163H146ZM156 162L158 163V165L156 164ZM30 163H32L31 165H28V164H30ZM41 164V166H40V164ZM56 163H58V167H59V169H58V167H57V165H56ZM60 163V164H59ZM61 163H62V165H61ZM74 163V164H73ZM81 163H82V165H81ZM137 163V164H136ZM215 163H216V165H217V167H216V165H215ZM19 164V165H18ZM24 164V165H23ZM68 164V165H67ZM76 164V165H75ZM89 166H88V165ZM91 164V165H90ZM97 164V165H96ZM141 165V167H140V165ZM143 164V165H142ZM173 164V165H172ZM18 165V166H17ZM63 165H64V167H63ZM65 165H67V166H65ZM92 165H94L93 166V168H92ZM116 165V166H115ZM119 165V168L117 167ZM122 165H124V166H122ZM139 165V166H138ZM146 165V166H145ZM11 166V167H10ZM31 166V167H30ZM36 166V167H35ZM75 166V167H74ZM76 166H77V168H76ZM81 166H84V168L86 169H84L83 167H82V170H81ZM112 166V167H111ZM134 166V167H133ZM143 166H144V168H143ZM150 166V167H149ZM23 167V168H22ZM35 167V168H34ZM41 167V168H40ZM50 167V168H49ZM53 168V170H52V168ZM69 167L70 168H72V170L71 169H69ZM87 167H89V169L87 168ZM95 167V168H94ZM115 167H117V168H115ZM46 168H47V170H46ZM98 168V169H97ZM131 168V169H130ZM135 168V169H134ZM140 168V169H139ZM225 168V169H224ZM236 168H237V171H236ZM32 169H34V170H32ZM38 171H37V170ZM43 169V170H42ZM76 169L78 170V169H80V170H78V171H76ZM96 169V170H95ZM116 169H117V171H116ZM124 171H122V170ZM133 169V170H132ZM229 170V171H225V170ZM238 169H240V171L238 170ZM242 169H244L243 170V172H242ZM15 170V171H14ZM52 170V171H51ZM69 170L72 172H75L76 174H77V172H79V173H81V174H77V176L72 172H70L69 173ZM90 170V171H89ZM150 173H148L147 171ZM161 170V171H160ZM195 170H197V171H195ZM230 170H235L234 172L233 171H230ZM36 171V172H35ZM46 171V172H45ZM56 171V173H54ZM63 171V172H62ZM81 171H83V172H81ZM97 171H99V172H97ZM101 171V172H100ZM119 171V172H118ZM128 171H129V173H130V175H128L129 173H128ZM131 171V172H130ZM138 173H137V172ZM39 172H45L44 174H39ZM91 172V173H90ZM121 172H123V174L121 173ZM134 172V173H133ZM146 172L148 173V175H152L153 174V176H150V178H149V176H147L146 175ZM11 173V174H10ZM16 173V174H15ZM28 173H30V174H28ZM38 173V174H37ZM49 173H52V174H49ZM54 173V174H53ZM91 175H90V174ZM120 173H121V175H120ZM125 173V174H124ZM135 173H137L138 174V178L136 177V183L137 184H135L133 181H131V180H135V177L134 176H137V174H135ZM240 173H241V175H240ZM70 174V175H69ZM85 174V175H84ZM101 176H100V175ZM135 174V175H134ZM154 174H155V178H154ZM198 174V175H197ZM42 175V176H41ZM50 175H51V178H50ZM77 177H75V176ZM80 177H79V176ZM124 175V176H123ZM157 175V176H156ZM27 178H26V177ZM40 176V177H39ZM52 176H53V178H52ZM58 176V177H57ZM103 176V177H102ZM160 176V177H159ZM97 177V178H96ZM141 177V178H140ZM152 177V178H151ZM157 177H159V178H157ZM199 177H200V179H199ZM243 177H245L244 175H243ZM57 178H59V180L57 179ZM62 178V179H61ZM66 178V179H65ZM73 178H75L74 180H73ZM103 178H104V181H102L103 180ZM123 178H124V180H123ZM26 179V180H25ZM29 181H28V180ZM56 181H55V180ZM71 179H72V181H75L76 183H73L72 181H71ZM138 179V180H137ZM141 180V182H140V180ZM151 179H153V181L151 180ZM185 180V184H182L181 182H180V180ZM187 179V180H186ZM36 180V181H35ZM62 180H64V182L62 183ZM66 180V181H65ZM101 180V181H100ZM23 181V182H22ZM28 181V182H27ZM32 181V182H31ZM71 181V182H70ZM139 181V182H138ZM199 181H200V184H199ZM46 182V183H45ZM61 182V183H60ZM105 182V183H104ZM126 182V183H125ZM131 182L134 184V186H135V188H136V190L137 191H135L136 193H137V195H136V193L134 192V191H130V190H128L127 188H126V186L128 185V183L129 184H131ZM154 182H156V184H154ZM179 182V183H178ZM192 184H191V183ZM20 183V184H19ZM54 183H55V188H54ZM103 183V184H102ZM126 184V186H125V184ZM139 183V184H138ZM175 183H177V185H175ZM24 184H26V186L24 185ZM36 184V185H35ZM50 184H52V185H50ZM65 184V185H64ZM67 184V185H66ZM70 184H73L74 186H70ZM9 185H10V187H9ZM31 185V186H30ZM34 185V186H33ZM61 185H63V186H61ZM105 185V186H104ZM190 185H192V186H190ZM36 186V187H35ZM47 186V187H46ZM65 186V187H64ZM70 186V187H69ZM179 186H181V188L179 187ZM184 186V187H183ZM39 187V188H38ZM69 187V188H68ZM73 187V188H72ZM121 187H123V188H121ZM142 187V188H141ZM154 187V188H153ZM177 189H176V188ZM31 188V189H30ZM52 188V189H51ZM62 188H59L58 190H61ZM142 190H141V189ZM148 189V190H146V189ZM151 188V189H150ZM156 188V189H155ZM169 188V189H168ZM180 188V189H179ZM193 188H195V190L193 189ZM28 189V190H27ZM54 189V190H53ZM70 189H73V190H75V191H73V190H70ZM121 189V190H120ZM138 189H139V191H138ZM144 189V190H143ZM184 189V190H183ZM187 189H188V191L190 192H188L187 191ZM190 189V190H189ZM200 189V190H199ZM206 189V190H205ZM31 190H32V192H31ZM58 190L56 191V192H58ZM155 190V191H154ZM158 190V191H157ZM176 190L178 191V192H176ZM181 190V191H180ZM36 191V192H35ZM104 191V192H103ZM106 191V192H105ZM146 191H148V194H149V196H148V194H147V192ZM186 191V192H185ZM202 191H204V192H202ZM35 192V193H34ZM130 192V193H129ZM140 192H142V193H140ZM152 192V193H151ZM157 192H158V195H157ZM182 192V193H181ZM193 192H194V194H193ZM50 193V194H49ZM53 193H54V195L56 196H54L53 195ZM121 193V194H120ZM154 193L157 195V196H155L154 195ZM162 193V192H161ZM168 193V194H167ZM180 193V195H178ZM188 193V194H187ZM202 193V194H201ZM125 194H126V196H128L127 197V200H126V196H125ZM139 194V195H138ZM144 194V195H143ZM159 194L161 195V196H159ZM190 194L193 196H190ZM199 194H201V195H199ZM47 195V196H46ZM52 197H51V196ZM49 196V197H48ZM115 196H117V197H115ZM118 196H124V198L122 197L121 199H120V197H118ZM136 196H138V197H136ZM159 196V197H158ZM170 198H169V197ZM197 196V197H196ZM146 197H149V198H146ZM150 197H151V200H150ZM156 197H158V198H156ZM161 197H164L163 199L161 198ZM55 198H57V199H55ZM136 198V199H135ZM138 198V199H137ZM141 198V199H140ZM169 198V199H168ZM201 198V199H200ZM18 199V200H17ZM22 199V200H21ZM50 199H53L54 201L52 202V201H50L49 202V200ZM118 199V200H117ZM133 199H135L136 200V202H135V200H133ZM139 199H140V201H139ZM149 199V200H148ZM153 199V200H152ZM157 199V200H156ZM158 199H159V201L161 202H159L158 201ZM192 199V200H191ZM92 200V199H91ZM114 200V201H113ZM141 200H142V202H141ZM178 200V201H177ZM181 200H183V201H181ZM16 201H18V202H22L23 203V209H21V211L19 212V213H16L15 214V212H11V213H8V214H6V212H7V208L11 205V204H14V202H16ZM37 201V202H36ZM71 201H74V202H79V204L78 203H75L76 204V206H73L72 207V203L73 202H71ZM94 201H92V203L94 202ZM137 201H139V204H138V202ZM150 201H151V203H150ZM180 201V202H179ZM187 201L189 202L188 204H186L187 203ZM98 202V203H97ZM99 202H100V204H99ZM106 202V203H105ZM194 202V203H193ZM198 202V203H197ZM40 203V204H39ZM81 203H82V207H80L81 206ZM105 203V204H104ZM114 203V204H113ZM133 203V204H132ZM184 203H185V206H184ZM197 203V204H196ZM200 203V204H199ZM9 204V205H8ZM198 204H199V206H198ZM2 205V206H1ZM73 205H74V203H73ZM80 205V206H79ZM112 207H111V206ZM118 205H120V206H118ZM154 205L156 206V208L154 207ZM42 206V207H41ZM114 206V207H113ZM151 206V207H152ZM178 206V207H177ZM54 207V208H53ZM118 207V208H117ZM127 207V208H126ZM181 207V208H180ZM183 207H184V209H183ZM200 207V208H199ZM50 208V209H49ZM76 208H79L78 209V211H77V209ZM108 210H107V209ZM110 208H112V209H110ZM174 208H176V210L177 211H174L175 209ZM42 209V210H41ZM71 209H73V210H71ZM80 209H81V211H82V209L85 211V214L83 213V212H81L80 211ZM160 209V210H159ZM172 209H174V210H172ZM201 209V210H200ZM49 210H50V212H49ZM69 211V213H68V211ZM111 210V211H110ZM171 211V212H169V211ZM199 210H200V213H199ZM205 210V211H206ZM3 211V212H2ZM14 211V210H13ZM43 211V212H42ZM100 211V208L97 210V212L99 213V214H101V211ZM105 211V212H104ZM166 211V212H165ZM167 211H168V213H167ZM55 212V213H54ZM109 212H106V216L107 215H109ZM202 212V213H201ZM80 213V214H79ZM157 213H158V215L160 216H158L157 215ZM187 213V214H186ZM207 213H208V215H207ZM213 215H212V214ZM4 214H6V216L4 215ZM13 215V216H11V215ZM15 214V215H14ZM18 214V215H17ZM64 214V215H63ZM85 216H84V215ZM183 214V215H184ZM200 214V215H199ZM204 214V215H203ZM211 214V215H210ZM2 215V214H1ZM47 215V216H46ZM68 215V216H67ZM56 216V217H55ZM61 216V217H60ZM102 216H103V214H102ZM175 216H174V218H175ZM212 216V217H211ZM45 217V218H44ZM54 217V218H53ZM76 217V218H75ZM80 217H81V219H80ZM93 217L95 218V216L93 215ZM92 217V220L90 221V224H96V225H98L97 223H94L95 222V220L97 221V218H93ZM167 217V218H168ZM173 217V216H172ZM206 217H209V218H206ZM17 218H21L22 219V221H17V223H15V219H17ZM58 218H60V219H58ZM61 218H65V219H61ZM53 219V220H52ZM94 219V220H93ZM24 220H26V221H24ZM27 220H30L29 222H27ZM62 220V221H61ZM64 220V221H63ZM67 220V221H66ZM70 220V221H69ZM85 220H87L86 221V223L84 224V222H85ZM161 220V221H162ZM193 220V221H192ZM4 221H7L8 223H6L7 225H5V224H3L4 223ZM60 221V222H59ZM92 221H94V222H92ZM27 222V223H26ZM31 222V223H30ZM251 222H253L254 224H256L257 225V223L255 222V221H253L252 219L250 220L248 217H246V216H244V215H240V218L238 219V221H235V220H232V219H229L228 221H226L223 225L224 226H226V228H227V230L229 231V233L231 234V237L232 238H234L235 240H237L239 243H244L245 242V239L247 238V236H248V229L249 228H253V227H255L254 226V224L252 225L251 224ZM176 223H178V224H176ZM64 224V225H63ZM69 224V225H68ZM2 225H4V226H2ZM16 225V226H15ZM76 225V226H75ZM81 225V226H80ZM171 225V226H172ZM177 225V226H176ZM10 226V227H9ZM15 228H17V229H15ZM59 226V227H58ZM69 226V227H68ZM181 226H183L182 228H181ZM193 226H195L194 228H193ZM62 227V228H61ZM66 227V228H65ZM187 227V228H186ZM69 228H70V230H71V232L69 231ZM191 228V229H190ZM75 230V231H74ZM77 230V231H76ZM61 231V232H60ZM65 231V232H64ZM89 231H87V233H88ZM20 235H19V234ZM76 235V236H74V234ZM90 233H91V231L88 233V235H90ZM117 233V234H116ZM115 234L114 233H112V234H99V238H97V240H98V242H101L102 241V243H104V244H106V241H110V242H112V241H114V242H116V243H114L115 245H117L116 247H118V243H119V247L117 248V249H120V250H116V252H115V250H114V254H112L111 252L113 251V248H111L110 249V246H108V249H107V251H108V253L110 254V256H112L113 257V263H111V264H138V263H136L135 261L139 258V259H141L142 261V264H156L155 263V257H157L158 255H156V254H158L157 252V249L158 248H160V245H159V243H158V240H157V238H156V235H154L153 234V232L151 231V230H149V231H147L146 233H141V232H139V231H135V230H133L131 233H129V235L128 234H126V235H124V233L122 234V233H120V232H116ZM196 234H198V235H196ZM91 235H92V237H93V234L91 233ZM91 235H90V237H91ZM102 235V238L100 237ZM128 235V236H127ZM197 236V237H196ZM11 238H13V240L11 239ZM76 238V239H75ZM83 239L84 241H81L80 239ZM11 239V241L10 242H8V240H10ZM16 239V240H15ZM32 239V240H31ZM74 239V240H73ZM93 239V238H92ZM195 239V240H194ZM68 240V241H67ZM29 241V242H28ZM67 241V242H66ZM80 241L81 242H84L83 243V245H81V243H80ZM68 242H69V244H68ZM75 242V243H74ZM172 242V243H171ZM191 242H192V244H191ZM9 243V244H8ZM13 244V245H12ZM24 244V245H23ZM87 244V245H86ZM187 244V245H186ZM189 244V245H188ZM86 245V246H85ZM171 245V246H170ZM190 245H191V247H190ZM11 246V247H10ZM88 246V247H87ZM13 247V248H12ZM70 247H72V248H70ZM186 247V248H185ZM38 248H39V251H37L38 250ZM181 248V249H180ZM185 248V249H184ZM72 249V250H71ZM92 249V248H91ZM188 249V250H187ZM20 252H19V251ZM64 250V251H63ZM70 250V251H69ZM184 250V251H183ZM69 251V252H68ZM157 251V252H156ZM72 252V253H71ZM175 254H174V253ZM178 252H180V253H178ZM16 253V254H15ZM32 253H33V255H32ZM186 253V254H185ZM178 254H180V255H178ZM10 255V256H9ZM13 255V256H12ZM30 255V256H29ZM47 255V256H46ZM115 255V256H114ZM183 255H186V256H183ZM187 255H189V257L187 256ZM172 256V257H171ZM177 256V257H176ZM65 257V258H64ZM95 257V261L96 262H93V264H110L108 261H110V259H104V258H100L99 257V255H95L94 256ZM175 257V258H174ZM182 257V258H181ZM15 258V259H14ZM43 258V259H42ZM181 258V259H180ZM32 259V260H31ZM42 259V260H41ZM52 259V260H51ZM116 259V260H115ZM138 259V260H139ZM178 259V260H177ZM16 262H15V261ZM19 260H20V262H19ZM46 260V261H45ZM50 260V261H49ZM111 260H112V258H111ZM182 260V261H181ZM183 260H185V261H183ZM32 261V262H31ZM41 261H43L42 263H41ZM48 261V262H47ZM105 261V262H104ZM8 262V263H7ZM29 262V263H28ZM51 262V263H50ZM126 262V263H125ZM157 262V261H156ZM183 262V263H182ZM185 262V263H184ZM82 264H85V263H82ZM158 264V263H157ZM259 264H263L262 262H259Z\"/></svg>",
    "mask_w": 264,
    "mask_h": 264
}]
</instances>
